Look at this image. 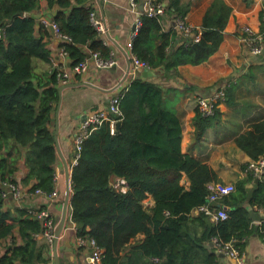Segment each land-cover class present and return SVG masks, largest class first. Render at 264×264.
<instances>
[{
    "label": "trees",
    "instance_id": "1",
    "mask_svg": "<svg viewBox=\"0 0 264 264\" xmlns=\"http://www.w3.org/2000/svg\"><path fill=\"white\" fill-rule=\"evenodd\" d=\"M47 2L56 8L53 21L59 31L72 38L61 41L72 67L93 52L104 59L113 55L92 22L94 0ZM156 2L166 3L165 11L157 15L142 11L132 41L134 55L169 78L180 65L203 63L217 52L232 11L225 0H213L199 40L177 25L164 27L167 15L184 19L189 4ZM39 6V0H0V28H5L0 39V243L12 239L4 244L0 264L51 260L50 245L42 235L43 221L27 208L6 209L2 184V180L17 183L15 173L25 159L28 172L23 182L35 179L32 191L42 188L50 193L56 188L58 152L52 126L61 85L57 67L41 70L37 65L51 61L45 40L49 27L43 22L38 25L31 14ZM76 77L80 79L79 74ZM165 93L160 83L134 78L121 101L123 114L117 131L112 133L108 123L93 131L72 167L71 219L77 234L94 239L104 249L103 264H125V256L128 264H218L217 245L209 249L210 243L235 240L243 254L245 239L255 228L250 207L264 209V180L250 172L223 199L230 206L228 218L215 222L204 212L192 215L207 202L208 183L218 181L217 171L182 151V123L174 111L165 108ZM220 115L218 107L211 116L197 107V137ZM236 141L253 159L263 156L264 119L248 125ZM184 174L189 188L182 182ZM116 178L126 180V191L115 186ZM250 181L253 188L247 186ZM149 195L155 200L153 205L146 204ZM258 230L264 236V223ZM140 233L145 234L144 240L123 255Z\"/></svg>",
    "mask_w": 264,
    "mask_h": 264
},
{
    "label": "crops",
    "instance_id": "2",
    "mask_svg": "<svg viewBox=\"0 0 264 264\" xmlns=\"http://www.w3.org/2000/svg\"><path fill=\"white\" fill-rule=\"evenodd\" d=\"M39 1L40 6L31 13L37 19L38 25L44 19L49 23L53 22L56 8H51L47 0ZM101 1L108 30L112 37L120 43L122 49L117 47L116 53L112 50L118 60V64L114 68H100L96 59L89 56L87 71L80 75L79 80L76 74H73L69 82L90 81L101 88L81 84L67 87L63 91L58 136L61 149L69 163L71 164L74 157V136L84 114L93 108L107 107L117 92L129 87L134 78L140 77L144 80L160 83L165 89L164 106L168 110L174 111L182 123L181 145L184 153L194 155L211 164L217 171L218 181L231 182L237 185L239 180L250 176V172L254 175L252 171L247 169V166L255 159L238 146L236 138L248 125L264 119V54L256 55L251 52L246 30V27L250 26L255 32H264L262 19L264 1L225 0L232 11L224 30V40L220 48L203 63L180 65L179 71L169 78L163 77L158 69L152 67L141 69L136 77H133L130 72L126 77L128 70L127 55L131 58L134 55L129 46V41L133 39L134 25L140 14L131 8L130 0ZM181 1L190 6L185 17L186 22L194 29L202 31L204 15L213 0ZM94 2L101 17H103L98 0H94ZM140 2L142 3V1ZM140 10L143 11L141 8ZM173 17L166 16L164 20L165 29L177 25ZM47 26L50 32L45 35V40L51 50V61H38V68L52 70L60 65L71 69L72 65L69 64L71 60L67 56L60 55L61 40L56 36L51 25ZM103 38L110 47L113 45V41L108 37L107 32ZM215 87H225L227 91L226 98L218 105L221 115L207 128L203 136L198 138L195 124L198 107L197 96ZM52 129L56 133V111ZM56 170H60L59 181L56 185L59 189V195L53 198L48 194H36L30 189L36 182L35 179H32L30 184L23 182L28 169L25 159H21L19 168L15 173L21 192L19 196L9 193L5 200V208L12 212H16L17 208H48L55 220L59 221L66 192L65 167L59 154ZM182 182L189 188L190 180L186 174H184ZM247 186L253 188L254 182L250 181ZM154 203L153 196L149 195L146 204L153 205ZM221 205L226 206L228 210L230 209L224 200L221 201ZM256 210L264 213V209ZM198 214L199 212L194 209L192 215L197 216ZM252 221L255 228L245 239L241 258H233L217 246L218 264H264V236L258 230L260 221L253 218ZM197 230L200 231L201 228L197 227ZM144 238V233L138 234L122 254L131 253L132 247L142 242ZM11 241L12 239H6L1 244H8ZM18 241L21 239L18 238ZM212 246L213 248L216 247L214 241L210 243L208 248L211 249ZM59 249L62 264H93L89 259L92 247L90 245L79 247L74 231L69 229L65 231V234L60 237ZM47 254L51 261H55L52 247ZM124 262L128 264L126 256ZM49 263L40 262L37 264Z\"/></svg>",
    "mask_w": 264,
    "mask_h": 264
},
{
    "label": "built area",
    "instance_id": "3",
    "mask_svg": "<svg viewBox=\"0 0 264 264\" xmlns=\"http://www.w3.org/2000/svg\"><path fill=\"white\" fill-rule=\"evenodd\" d=\"M140 1L144 4V11H146L149 15H157L163 14L165 9V5L156 0H130L131 8L137 11L139 14L142 13L140 10ZM264 1V0H263ZM91 19L95 27L97 28L98 32L104 37L105 33L107 32L105 22L101 17L97 8H95L91 12ZM262 19L264 21V9L262 12ZM177 23V28H179L183 33L186 35H191L195 38V40H199L201 37V31H196L191 25L186 22L184 18H175ZM43 23L47 25H52L55 29V34L61 41H68L71 42L72 38L68 35H64L59 31L57 24L53 21L49 23L47 20H43ZM137 29L133 33V38L137 33V30L140 26V16L137 19ZM248 32V43L250 45L251 52L256 55H263L264 54V32H255L250 26L246 27ZM5 36V28H0V39ZM133 39L129 41V46L132 48ZM106 43V40H105ZM68 54L65 46H60V55L66 57ZM113 55L108 58L104 59L100 56L99 52H93L90 56L94 57L97 61V65L100 68H112L118 64L117 57L114 53ZM130 74L133 77L137 76V73L143 68H150V65L138 58L136 55H133ZM88 61L89 59H85L75 65V67L66 68L60 65H57L58 68V79L61 85L68 84L73 74H83L87 71L88 68ZM128 89H122L117 92L110 100V103L107 107H99L93 108L87 111L82 121L78 127V130L74 136V157L70 164L71 169L72 167L78 163L79 157L81 155V150L83 147L84 141L92 134L93 131L98 129L104 123H108L111 128V132L115 133L117 131L118 123L122 120V109H121V101L122 98ZM227 96V91L225 87H215L212 90L201 93L197 96V105L200 111L206 115L211 116L214 115L219 103L224 100ZM247 169L252 171L256 177H259L264 180V155L260 156L258 159L252 160ZM60 170H56L55 173V181L56 185L59 181ZM2 184L5 186V190L3 191V196L7 198L9 193H13L14 196H19L21 189L17 183L10 182L7 180H2ZM116 187L121 190L126 191L128 189V185L125 179L123 178H116L114 181ZM209 193L207 195V202L201 204L196 208V210L201 213H206L212 220L215 222L226 219L229 217V210L226 206L221 205V201L227 195L231 194L236 190L235 183L223 182V181H211L208 183ZM36 194H48L53 198H56L59 195V189L56 188L47 193L42 188H37L34 190ZM27 211L30 215L35 216L44 222V230L42 235L46 238L47 242L49 243L50 247L53 248L54 241L56 238V229L58 221L51 215V212L48 208H27ZM264 212V211H263ZM260 223H264V219L260 220ZM71 230L75 232V238L77 245L79 247H84L90 245L92 247V252L89 254V259L93 264H103V253L104 249L99 247L96 244V241L92 238H88L82 235L77 234V226L71 219V214L69 216L67 226L63 231L61 237L65 234L66 230ZM215 244L219 247V249L226 254L230 255L233 258L240 259L242 254L239 248L234 244L235 240L220 243L217 239H214ZM5 246L4 244L0 243V255L4 251ZM50 262V263H49ZM49 264H55V261H49Z\"/></svg>",
    "mask_w": 264,
    "mask_h": 264
},
{
    "label": "water",
    "instance_id": "4",
    "mask_svg": "<svg viewBox=\"0 0 264 264\" xmlns=\"http://www.w3.org/2000/svg\"><path fill=\"white\" fill-rule=\"evenodd\" d=\"M98 3L101 6L102 9V18L105 22V14H104V9H103V4L101 0H98ZM164 5H166V3H164ZM140 8L144 11V4L141 3L140 4ZM20 14H24L23 11H21ZM12 19H7L6 22H10ZM105 26L107 29V35L108 37L113 41V45H111V48L113 50L114 53L117 52V47L122 49L120 43L112 37L110 31L108 30V27L106 25L105 22ZM52 29H54V27L51 25ZM137 29V24L134 25V31ZM55 31V29H54ZM127 60H128V70L126 73V77H128V74L130 72L131 69V63H132V59L129 55H127ZM71 65V63H69ZM114 68V67H113ZM150 69V68H148ZM125 77V78H126ZM81 84H87V85H92L95 86L97 88H101L98 85H95L93 83H91L90 81H85V82H80V83H68L65 85L60 86L59 88V101L58 104L56 106V133H55V141H56V148H57V152L60 155V157L62 158L63 162H64V167H65V173H66V192H65V198H64V204H63V210H62V214L61 217L58 221L57 224V229H56V238L54 241V245H53V256H54V260H55V264H62L61 263V259H60V249H59V240L60 237L63 233V231L65 230V227L67 226V222L70 216V206H71V197H72V192H73V186H72V169L70 166L69 161L67 160L66 156L64 155L62 149H61V145H60V141H59V115H60V109H61V103H62V99H63V91L65 88L67 87H71V86H76V85H81ZM120 125V122L118 123V126ZM24 153H26V151H24ZM250 214L251 217L256 220V221H260L264 219V213H261L259 211H257L256 209H254L253 207H250Z\"/></svg>",
    "mask_w": 264,
    "mask_h": 264
}]
</instances>
